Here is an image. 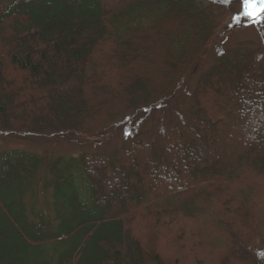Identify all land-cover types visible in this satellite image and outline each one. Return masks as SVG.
Returning <instances> with one entry per match:
<instances>
[{"label": "trees", "instance_id": "obj_1", "mask_svg": "<svg viewBox=\"0 0 264 264\" xmlns=\"http://www.w3.org/2000/svg\"><path fill=\"white\" fill-rule=\"evenodd\" d=\"M214 3L10 0L0 135L71 142L154 108L209 54ZM260 52L244 40L220 51L183 122L110 152L1 151L0 264H264Z\"/></svg>", "mask_w": 264, "mask_h": 264}, {"label": "rangeland", "instance_id": "obj_2", "mask_svg": "<svg viewBox=\"0 0 264 264\" xmlns=\"http://www.w3.org/2000/svg\"><path fill=\"white\" fill-rule=\"evenodd\" d=\"M9 1L0 0V8L8 4ZM214 1L215 10L218 15V24L210 44L209 54L203 57L196 66L195 73H192L190 78L167 99L150 110L129 116L118 126L113 124L93 134L79 135L71 142L57 139L51 142H28L21 138L17 139L8 135H0V152L20 148L35 153L46 151L50 154H62L65 156H76L82 152L91 151L110 152L122 140L129 138L138 130L154 128L158 132H162L166 122L170 118L183 122L185 119L184 103L191 90L194 78L199 71L212 62L217 53L238 41H249L253 46L261 48L259 59L264 64V37L261 33L262 17L253 18L246 16L244 14L243 0L232 2L229 5L226 4L227 0ZM259 199L262 203V197ZM41 200L42 194H39L38 201L40 202ZM185 264H191L188 258Z\"/></svg>", "mask_w": 264, "mask_h": 264}, {"label": "snow or ice", "instance_id": "obj_3", "mask_svg": "<svg viewBox=\"0 0 264 264\" xmlns=\"http://www.w3.org/2000/svg\"><path fill=\"white\" fill-rule=\"evenodd\" d=\"M243 7L246 16L264 17V0H243Z\"/></svg>", "mask_w": 264, "mask_h": 264}]
</instances>
